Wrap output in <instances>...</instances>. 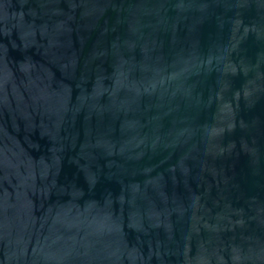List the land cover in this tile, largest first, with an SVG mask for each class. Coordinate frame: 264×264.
I'll return each instance as SVG.
<instances>
[{"label": "water", "instance_id": "1", "mask_svg": "<svg viewBox=\"0 0 264 264\" xmlns=\"http://www.w3.org/2000/svg\"><path fill=\"white\" fill-rule=\"evenodd\" d=\"M0 264H264V0H0Z\"/></svg>", "mask_w": 264, "mask_h": 264}]
</instances>
